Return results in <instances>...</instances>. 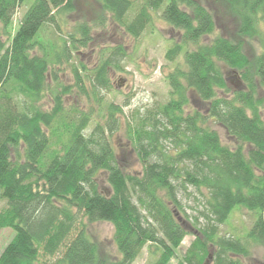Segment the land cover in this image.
<instances>
[{
	"label": "trees",
	"instance_id": "trees-1",
	"mask_svg": "<svg viewBox=\"0 0 264 264\" xmlns=\"http://www.w3.org/2000/svg\"><path fill=\"white\" fill-rule=\"evenodd\" d=\"M25 1L0 0V231H14L0 264H133L144 247L152 264H170L187 235L194 239L176 264H244L253 245L264 258V116L257 96L264 89V0H219L235 20L234 38L208 42L215 17L197 0H96L98 23L109 21L131 38L157 11L181 30L165 53L169 62L182 56L165 74L167 101L127 115L104 97L109 72L123 70L124 47L101 49L91 70L78 61L73 84H63L60 64L88 46L98 23L64 33L59 16L72 11V0H34L13 28ZM46 25L55 28V47L43 39ZM245 37L259 38L261 51L248 57ZM232 71L244 89L229 88ZM72 93L88 109H66ZM45 96L49 110L40 107ZM121 129L137 170H128L111 143ZM188 187L202 197L193 212L180 197L190 195ZM235 207L254 214L243 238L220 231ZM98 221L112 225L119 256L99 254L88 234Z\"/></svg>",
	"mask_w": 264,
	"mask_h": 264
},
{
	"label": "rangeland",
	"instance_id": "rangeland-1",
	"mask_svg": "<svg viewBox=\"0 0 264 264\" xmlns=\"http://www.w3.org/2000/svg\"><path fill=\"white\" fill-rule=\"evenodd\" d=\"M34 0H26L25 3L17 10L13 19V28L25 10L32 4ZM209 9L216 21L215 32L203 39V42H208L215 36L224 35L234 38L236 29L235 20L230 16L219 0H197ZM103 14L99 3L96 0H72V11L59 16V24L63 32H67L78 23L93 24L99 22V17ZM101 18V17H100ZM97 27L91 29L92 41L85 48L79 49V54L76 58L73 57L70 62L62 61L59 66L58 77L63 84H73L72 67L77 65L78 61L82 62L87 70L91 68L99 60V51L105 47L122 45L126 52L123 62V70L120 72H109L111 90L104 92V97L107 102H114L122 106L124 114H129L135 108L141 110L150 108L154 104L164 103L168 99L169 87L165 80V74L171 70L176 62L180 61L182 56H179L176 61L169 62L165 58L167 49L177 42L181 35V30L175 29L168 24L157 11L153 15V23L148 26L144 32L137 38H131L123 32L119 27L109 21L104 24H97ZM55 28L51 25H46L44 29L43 39L45 43H57L55 37ZM54 31V32H53ZM260 34L264 39V23L260 24ZM261 40L257 37L243 38V51L248 57L258 53L262 49ZM228 86L230 89L243 88L244 83L238 78L235 73L228 72ZM257 96L261 98L262 104L260 110L264 116V89H259ZM53 103L49 96H45L40 102V107L44 110H49ZM64 106L66 109L74 107L88 109L89 105L83 99L72 93L64 98ZM193 106L188 107L192 110ZM97 118L90 122L87 132L91 130ZM220 135L223 143L233 146V141L228 138L225 129L219 124L210 122ZM125 131L121 129L117 133H113L110 140L119 156L122 163L128 170L139 169V163L131 149ZM99 183L102 186H107L103 176L99 177ZM190 195H180L184 205L189 207L188 212H193L195 208L201 207L202 197L192 187H188ZM5 206L4 200H0V210ZM254 219V214L248 210L235 207L229 214L227 221L220 226L221 234L230 233L238 238H243ZM88 234L91 239L98 245L100 255L114 258L119 256L117 249L113 243V227L105 221H98L88 224ZM14 231L11 228H3L0 231V253L7 243L13 238ZM194 239L193 236L187 235L180 248L177 250V257L170 264H176L179 258L187 249L189 244ZM155 257L151 256L148 248L144 247L133 264H152ZM244 264H264L263 249L261 246L253 245L251 247L250 257L243 259Z\"/></svg>",
	"mask_w": 264,
	"mask_h": 264
}]
</instances>
